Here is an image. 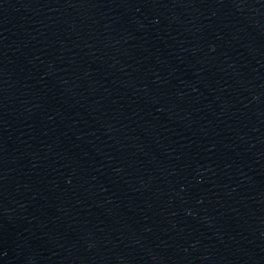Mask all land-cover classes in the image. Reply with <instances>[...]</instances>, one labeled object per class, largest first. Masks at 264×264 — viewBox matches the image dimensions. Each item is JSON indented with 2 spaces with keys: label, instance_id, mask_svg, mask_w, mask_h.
Segmentation results:
<instances>
[{
  "label": "water",
  "instance_id": "obj_1",
  "mask_svg": "<svg viewBox=\"0 0 264 264\" xmlns=\"http://www.w3.org/2000/svg\"><path fill=\"white\" fill-rule=\"evenodd\" d=\"M0 264H264V0H0Z\"/></svg>",
  "mask_w": 264,
  "mask_h": 264
}]
</instances>
